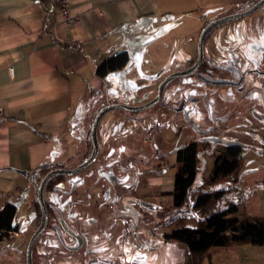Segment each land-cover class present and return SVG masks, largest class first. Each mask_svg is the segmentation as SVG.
<instances>
[{"label":"crops","instance_id":"0c3cea01","mask_svg":"<svg viewBox=\"0 0 264 264\" xmlns=\"http://www.w3.org/2000/svg\"><path fill=\"white\" fill-rule=\"evenodd\" d=\"M256 1L69 0V9L79 20L66 25L56 11L54 0H0V111L3 112L0 116V209L7 202L17 204L14 223L18 231L21 224L29 233L38 227L36 169L43 165L75 167L90 155L89 132L95 114L103 105L98 99L105 87H112V82L121 75L133 88L128 87L129 91L124 94L128 100L120 102L138 105L149 101L166 75L160 71L162 60L177 53V36L171 28L179 30L188 24L192 27L193 39L187 46L186 60L179 62L191 65L198 55L192 41L198 43L199 34L209 21L242 11ZM223 44L219 49L213 39L208 42L204 52L211 63L223 65L233 60L234 50H239L232 42ZM121 51L129 54L127 64L99 76L97 69L101 63ZM132 54L139 58L130 65ZM241 56L239 50L237 57ZM261 68L264 69V60ZM263 71L259 73L264 74ZM120 116L129 119L128 115ZM113 126H105L101 137L98 131L99 152L94 160L99 158L97 167L116 157L113 153V158L108 157L109 145L120 141L112 139ZM152 130L157 132L161 144L170 138L166 136L167 127L163 128L162 124H153ZM126 139L130 148L134 147L132 136ZM198 149L197 186L202 178L212 175L214 167V162L207 171L200 166L199 142ZM136 158L137 173L126 185L122 180L121 185L120 178H130L133 170L122 172L111 166L106 169L108 177L102 173L97 181L85 180L72 185L64 178L57 183L54 190L63 197L61 204L65 208L60 209L58 199H52L51 204L60 210L61 216H53L51 226L63 228L62 218L70 229L69 234L75 236L72 227L77 225L86 233L94 227L104 233L114 223L120 231L131 235L127 226L140 213L142 235L152 241L143 250L151 255L145 264H187L185 245L166 241L164 237L174 226L166 223L171 221L173 213L176 149L158 150L139 161ZM125 159L130 163L133 158ZM245 175L242 171L236 184L238 189L231 196L243 200L239 212L264 216V178L256 183L246 182ZM217 184L211 188H218ZM19 208L28 213L23 218L26 222L16 221ZM186 224H196L193 214H188ZM133 249L135 253L143 252L138 246ZM119 264L140 262L120 260ZM203 264H264V245L217 247Z\"/></svg>","mask_w":264,"mask_h":264},{"label":"rangeland","instance_id":"374dc122","mask_svg":"<svg viewBox=\"0 0 264 264\" xmlns=\"http://www.w3.org/2000/svg\"><path fill=\"white\" fill-rule=\"evenodd\" d=\"M192 31L189 24L181 26L179 30L175 27L171 28V32L177 36L178 48L175 57L162 60L160 71L164 75L189 67V65L180 63L182 60H186L187 46L190 45V39H193ZM153 37H156L154 32ZM211 39L217 43L219 49L224 46L223 43L231 45L232 42L240 50L241 57H237L239 50H234L233 60L223 64L224 67L229 65L228 67L234 68L237 73L221 70L218 65H214L215 68H212L215 78L218 80L239 82L238 85L210 84L206 80L202 81L194 73L173 79L166 87L161 100L148 109L130 112L117 108L108 111L101 118L98 131L101 137L105 126L115 125L112 127V129L114 128L112 139L120 141L114 146L109 145L108 157L113 158V154L116 157L111 161H106L100 167H97L99 162V158H97L95 162L81 171L64 176L66 181L72 185L85 180L97 181L98 176H101L102 173L108 177L107 172L109 171L106 169L111 166L115 169L119 168V171L122 172H127V169L133 170L130 178L123 176L120 178V183L122 180L126 185L134 180L133 175L135 176V172L137 173L134 164L135 157H137V161L143 158L147 159L158 150L172 151L193 139H196L200 144L202 158L200 166H203L205 171L213 165L215 156L223 152L226 145L236 143L243 146L242 171L246 173L243 181L256 183L263 180L264 74L259 72L264 70L261 68L264 60V5L245 17L218 25L206 39L204 49ZM192 43L193 47L197 48L196 40H193ZM138 58L132 54L130 65L134 64ZM205 59L209 60L208 54H205ZM112 85V87H105L99 95L98 100L103 104L100 108L111 103L129 104L120 102V100H128L124 94L129 91L128 87L132 90V84L125 81L120 75L117 81L112 82ZM171 87L174 90L175 87L177 89L174 91ZM182 104L183 107L180 109ZM120 115H128L130 120ZM153 124H162L163 128L167 127L166 136L170 138H167L163 144H161L157 132L151 131ZM119 132H123L122 135ZM129 135L134 140L132 148L126 141ZM100 150L102 151V146H100ZM124 156H130L133 159L130 163L125 162ZM119 174L122 175L121 172ZM121 185L123 184L121 183ZM231 185H233V181L227 177L219 181L217 187ZM54 189L55 187L45 191V199L48 202L58 199L59 208L64 209V204H61L63 197H60L59 192ZM27 214L19 208L16 221L26 222L27 220H23V218L26 219ZM139 214L136 213L129 223L130 225L127 226V229L132 232L131 235H126L112 223L110 229L104 233L95 227L86 233L83 231L84 228L77 225L72 227L75 237L69 234V227L61 228L60 233L56 228H52L51 222L54 220L50 218L49 226L35 242L34 264H119L120 260H136L140 264H145V261L150 260L151 255L143 250L151 245L152 241L142 235V219ZM21 225V229L16 234L7 233L0 241V264H26L27 244L34 232H27V228L23 224ZM79 239H82L80 246H78ZM135 246H138L143 252H133ZM118 255H121L120 259H118Z\"/></svg>","mask_w":264,"mask_h":264},{"label":"trees","instance_id":"16d2710c","mask_svg":"<svg viewBox=\"0 0 264 264\" xmlns=\"http://www.w3.org/2000/svg\"><path fill=\"white\" fill-rule=\"evenodd\" d=\"M128 60V52L121 51L105 59L98 67L97 74L103 77L109 72L121 69ZM208 61L204 56L198 72H204V68L207 71ZM199 153L197 140H191L176 148L177 164L172 192L173 213L171 221L166 223H174V226L171 232L165 234V240L177 241L185 245L188 254L187 264H203L205 259L210 257L211 251L217 247L246 243L264 245V216L239 212L243 200L241 197L235 199L231 196L238 189L236 184L241 178L244 164L243 146L236 143L226 145L224 151L215 156L212 175L202 178L201 184L197 186L196 181L200 171ZM51 169L53 167L46 165L38 167L35 171L36 180L40 181ZM227 177L231 178L233 185L211 188ZM64 178L62 175L52 178L45 191L53 189ZM36 204L39 225L41 209L38 202ZM46 204L49 216L48 227L50 218L61 216V212L56 210L51 202L46 201ZM16 207V203L7 202L0 209V240L9 231H18V225L14 223ZM188 208H190L189 212ZM188 214H193L196 221L194 226L186 224Z\"/></svg>","mask_w":264,"mask_h":264},{"label":"water","instance_id":"95a60500","mask_svg":"<svg viewBox=\"0 0 264 264\" xmlns=\"http://www.w3.org/2000/svg\"><path fill=\"white\" fill-rule=\"evenodd\" d=\"M264 5V0H257L254 4H252L250 7L236 12V13H231L228 15H224V16H220L217 17L211 21H209L201 30L199 37H198V43H197V50H198V55L197 58L195 60V62L187 67L186 69L183 70H179V71H175V72H171L168 75H166L158 84V88H157V93L156 95L150 99L149 101L143 103V104H138V105H131V104H122V103H111V104H107L102 106L97 113L95 114V117L92 121L91 124V128H90V139H91V143H92V150L90 155L84 160L82 161L79 165H77L74 168H64V167H56L53 168L51 170H49L39 181V183H37V202L39 204V207L41 209V220L40 223L38 225V227L36 228V230L34 231V233L31 235V238L27 244V249H26V264H34V258H33V249H34V245L36 240L38 239V237L42 234V232L47 228L48 225V208H47V204H46V199H45V188L48 184V182L54 178L55 176L58 175H62V176H66V175H72L75 174L79 171H81L82 169L86 168L87 166H89L91 163L94 162V160L96 159L98 152H99V138H98V126L100 123L101 118L104 116V114H106L108 111L113 110V109H124L127 111H131V112H138L144 109H148L152 106H154L155 104H157L161 98L162 95L166 89V87L169 85V83L175 79L176 77H185V76H189L194 74L199 66L201 65V63L204 60V56H205V52H204V45H205V40L206 37L208 36V34L218 25L234 20L236 18H242L245 17L253 12H255L257 9H259L261 6ZM211 83L214 84H235L233 81H225V80H211ZM183 107V105H180V109ZM24 174L27 173V171H22ZM187 211H190V208L187 209ZM61 225L63 228L67 229V226L64 222V219L61 218ZM56 230L60 233V226L56 225L55 226ZM78 237V235H77ZM82 244V239H79V243L78 246H80Z\"/></svg>","mask_w":264,"mask_h":264},{"label":"built area","instance_id":"2783aa9c","mask_svg":"<svg viewBox=\"0 0 264 264\" xmlns=\"http://www.w3.org/2000/svg\"><path fill=\"white\" fill-rule=\"evenodd\" d=\"M55 3V7H56V11L61 14L62 18H63V22L66 25H71L76 23L79 20V16L78 15H74L71 13L70 9H69V0H54ZM11 73H13V66H11L10 68ZM0 116H3V112L0 111ZM14 233L16 234L17 232L14 231H9L8 233Z\"/></svg>","mask_w":264,"mask_h":264},{"label":"flooded vegetation","instance_id":"af4514ba","mask_svg":"<svg viewBox=\"0 0 264 264\" xmlns=\"http://www.w3.org/2000/svg\"><path fill=\"white\" fill-rule=\"evenodd\" d=\"M195 62V61H194ZM193 62V63H194ZM192 63V64H193ZM191 64V65H192ZM191 65H189V66H191ZM214 65L215 64H213V63H211V62H209L208 61V66H207V71H205L206 70V68H204L205 70H203L204 72H198L199 71V68H200V66H199V68H198V70L195 72V74H197L196 76L197 77H199L200 79H202V81L203 80H206V81H208L210 84H212L210 81L212 80H216L217 78H215V73H214V71H212V68H215L214 67ZM213 66V67H212ZM215 66H217V65H215ZM219 66V68H221V70L223 69V70H225V71H228V72H233V74H235V73H237V72H235V69L234 68H232V67H228L229 65H226L227 67H224L223 65H218ZM201 69V68H200ZM214 75V76H213ZM237 81V80H236ZM234 82V81H233ZM235 84L234 85H238L239 84V82H234ZM183 98V97H182ZM182 100V99H181ZM186 100V99H185ZM183 105V104H182ZM176 107V106H175Z\"/></svg>","mask_w":264,"mask_h":264}]
</instances>
